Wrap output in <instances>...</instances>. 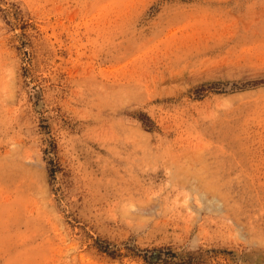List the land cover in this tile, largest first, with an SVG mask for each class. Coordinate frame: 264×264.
Instances as JSON below:
<instances>
[{"label": "rangeland", "instance_id": "rangeland-1", "mask_svg": "<svg viewBox=\"0 0 264 264\" xmlns=\"http://www.w3.org/2000/svg\"><path fill=\"white\" fill-rule=\"evenodd\" d=\"M0 264H264V0H0Z\"/></svg>", "mask_w": 264, "mask_h": 264}]
</instances>
